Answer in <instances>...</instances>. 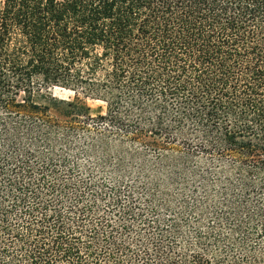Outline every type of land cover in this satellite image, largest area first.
<instances>
[{
    "label": "trees",
    "instance_id": "trees-1",
    "mask_svg": "<svg viewBox=\"0 0 264 264\" xmlns=\"http://www.w3.org/2000/svg\"><path fill=\"white\" fill-rule=\"evenodd\" d=\"M0 264H264V0H2Z\"/></svg>",
    "mask_w": 264,
    "mask_h": 264
},
{
    "label": "rangeland",
    "instance_id": "rangeland-1",
    "mask_svg": "<svg viewBox=\"0 0 264 264\" xmlns=\"http://www.w3.org/2000/svg\"><path fill=\"white\" fill-rule=\"evenodd\" d=\"M2 0H0V6H1ZM48 94L51 96L62 100V101H71L73 99V94L67 90L57 88V87H52L47 90ZM88 107L90 108V111L92 114H95L96 112L99 111L100 104L96 102H91L87 101L86 102Z\"/></svg>",
    "mask_w": 264,
    "mask_h": 264
}]
</instances>
